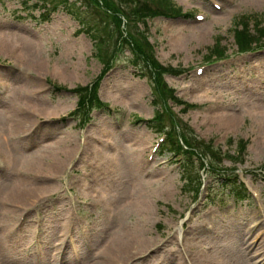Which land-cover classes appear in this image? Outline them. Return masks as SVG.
I'll return each mask as SVG.
<instances>
[{
    "label": "rangeland",
    "instance_id": "rangeland-1",
    "mask_svg": "<svg viewBox=\"0 0 264 264\" xmlns=\"http://www.w3.org/2000/svg\"><path fill=\"white\" fill-rule=\"evenodd\" d=\"M115 1L130 10L127 0ZM172 1L181 14L151 18L146 27L132 22L135 31L147 33L159 61L170 68L162 77L167 87L197 105L184 111L171 101L167 125L187 144H198L207 164L237 174L252 195L238 200L215 181L214 190L199 195L183 190V173L170 162L171 151L153 152L159 130L138 120L166 105L155 102L146 61H137L129 45L117 52L118 60L105 75L95 41L81 32L82 24L67 5L0 0V39L9 42L8 55L0 46V264H49L45 254L36 256L29 248L39 225L45 248L50 244L58 253L70 243L61 263L54 252L53 264L102 262L108 244L121 240L127 248L116 264H151L155 255L160 264H194L199 252L212 254L205 264L214 263L213 254L229 264H238L242 256L264 264V41L240 53L234 36L242 15L264 21V0ZM85 7L84 15L94 18V10ZM102 11L97 16L115 26ZM121 28L126 29L124 23ZM115 31L107 36L109 49L116 43ZM216 43L226 57L209 61L220 56L213 50ZM181 69L185 73L178 75ZM99 78L98 96L109 107L91 110L84 123L83 112L72 116L79 101L72 90ZM239 143L247 147L241 153ZM66 149L70 155L59 166L56 161ZM212 151H219V165L212 162ZM113 152L119 170L105 163ZM34 159L42 162L36 169L28 165ZM208 171L201 170V180L211 179ZM199 235L210 243L192 247ZM220 236L224 243L240 239L242 251L226 244L221 253L210 251ZM248 244L252 253L245 256Z\"/></svg>",
    "mask_w": 264,
    "mask_h": 264
},
{
    "label": "trees",
    "instance_id": "trees-1",
    "mask_svg": "<svg viewBox=\"0 0 264 264\" xmlns=\"http://www.w3.org/2000/svg\"><path fill=\"white\" fill-rule=\"evenodd\" d=\"M46 3L51 4L54 0H44ZM60 0H55V5L53 2V7H58V2ZM65 1V0H64ZM79 6L76 3H68L67 11L73 15L74 18L78 19V21L82 24L83 29L81 32H85L86 34H90L92 39L95 41V48H96V56L101 59L105 65L106 70L112 63L114 53L117 47L121 45L122 41L124 44L129 45L132 50L133 56L137 59V61L145 60L146 66L151 72V79L154 81L156 87V99L155 102H167L169 97L175 98L173 93V89L167 87L168 85L162 79L163 73L169 72L170 68L163 66L155 57L154 50L152 47L151 42L148 39V35L145 31H140L133 28L132 22H136L138 20L142 21L143 25L146 27V19L159 14H180L182 13V8L176 6L172 0H127L132 5L130 10H126L122 7L118 1L115 0H80ZM85 2V4H84ZM45 3V6H46ZM86 6L85 9H93L94 10V18L88 17L84 15L85 10L81 9L83 6ZM90 6V7H89ZM69 7V8H68ZM99 10H103L101 14H105L107 17H110L113 21V25L111 28L107 26L106 21L101 16H97L99 14ZM48 11V10H46ZM91 18V19H89ZM253 20V29L250 26L251 20ZM125 21V22H124ZM263 18H255L254 16L242 15L239 19L235 21V29H234V36L241 51H247L254 49L255 46H258L260 43L264 41V26H262ZM123 23L126 26V29L123 30L121 27ZM116 29L117 39L114 47L109 49L107 46V36H113L112 33ZM145 29V28H144ZM135 32H134V31ZM253 30V31H252ZM104 33V34H103ZM115 35V34H114ZM122 40L119 44V41ZM124 46V45H122ZM214 52L219 54L220 56H224L221 48L218 47V44L214 45ZM174 71L175 69L172 68ZM105 70V71H106ZM104 71V72H105ZM102 78V77H101ZM101 78H99L92 86L86 87H79L77 91L80 93V101H79V109L87 108V105L90 103L98 102L96 99V91ZM94 87V88H93ZM94 89V91L92 90ZM96 99V100H95ZM169 111L165 110L163 112H159L158 110V118L157 122L159 124L156 126L159 130H163V123H165V118L168 117ZM169 118V117H168ZM175 117L171 116L170 120L174 122ZM174 126V124H173ZM170 138L168 147L171 151H178L182 149V146L178 143V138H176V130L175 128H171L169 132ZM190 146V150H186L188 154L187 161L185 162L182 173H183V190L184 191H196L200 188L201 182L198 178L199 171L196 163L190 159L191 153L194 151L199 150L198 144L192 143L187 144ZM210 145V144H209ZM205 145L208 147V150H213L214 148L212 145ZM240 146V153L246 150V144H238ZM220 153L219 151H212L211 159L212 162L216 164H220L219 161ZM229 156V155H228ZM231 157V156H229ZM224 186L234 188L232 189V194L238 200H242L246 196V191L244 187L240 184L235 183H224Z\"/></svg>",
    "mask_w": 264,
    "mask_h": 264
},
{
    "label": "bare ground",
    "instance_id": "bare-ground-1",
    "mask_svg": "<svg viewBox=\"0 0 264 264\" xmlns=\"http://www.w3.org/2000/svg\"><path fill=\"white\" fill-rule=\"evenodd\" d=\"M0 46L3 48V52L5 53V54H9L8 52H9V42H8V40L7 39H5V38H3V39H0ZM31 44H30V42H29V44L27 43V47L28 48H30L31 49ZM20 52H22V51H20ZM69 74V72H67V75ZM71 77V76H70ZM21 109H19V110H17V112L18 113H21V111H20ZM221 114V113H220ZM23 118H25V117H21L20 119H23ZM19 129V128H18ZM111 146V145H110ZM112 147V146H111ZM119 151H116V153H118ZM113 154H115V152H113L112 154H108V159H107V162H105V163H109V165H112L113 167H116V169L117 170H119L120 169V167H118L116 164L118 163V159H117V157L116 156H114ZM69 155H70V150L69 149H66V150H64L60 155H59V158H58V161H56V163H57V165H61V164H63L64 162H65V160L69 157ZM40 163H42L41 162V160L39 159V160H37V159H34L33 161H31V162H29L28 163V165H29V167H32V168H34V169H36L37 167H38V165L40 164ZM128 165H129V167H130V162H126ZM138 163V162H137ZM137 163H135V164H133L132 165V167H136V164ZM126 164V166H127V168H128V165ZM109 165L107 166V168H106V170H107V173H108V175H110V173H111V170H110V167H109ZM93 173H95L94 172V170L92 171ZM96 176H97V172H96V174H94L93 175V178H92V182H94V183H96V181H97V178H96ZM13 197H15V198H17V196H13ZM121 206L122 205H120V206H117L116 208H115V212H116V214H118L119 213V211L122 209L121 208ZM115 214V217H117V215ZM260 223L264 226V219H262L261 221H260ZM256 225H254V227H255ZM239 229H240V226H238V229H236V232H235V230L232 232L231 231V235H236L237 234V231H239ZM223 237L224 236H220V238H219V240L218 241H216L215 243H213V245H209V243H210V240H207L208 238H205V237H203L202 235H199V236H196L195 238H193V240H192V247H195V248H197V246L198 245H201L204 241H207V242H209L208 243V245H209V250L210 251H214V249H216V250H219L220 251V253H221V249H222V246L223 247H225V244H226V246H232L234 249H239L240 251H242V249H241V245H242V242L240 241V239H232L231 238V241H227L226 243H224V239H223ZM243 238H244V236H243ZM252 247V244H248L247 245V249L248 250H246V251H244V255L245 256H247V255H250L252 252H250L249 251V249ZM126 243H124L122 240L121 241H113V242H111V243H109L108 244V246H107V249L105 250L106 251V253L105 254H103V255H105V257H103L102 256V259L103 258H105L102 262L101 261H97V262H93V264H116V262H118V261H121V259H123V257H124V253H125V250H126ZM150 248V247H149ZM148 248V249H149ZM253 248L254 249H256L257 251H258V249H259V245H257V247H256V245L255 246H253ZM108 249H110V254L108 253ZM147 250V249H146ZM197 251V250H196ZM142 253H143V251H141ZM141 252H139V253H141ZM147 253L148 252H152L151 250H147L146 251ZM46 253L47 254H45L46 256L45 257H48L49 258V264H53V260L54 259H52L53 257V254H54V249H53V247L49 244V247H48V249L46 250ZM51 255H50V254ZM139 253H137V254H139ZM144 253H145V250H144ZM196 253V252H195ZM136 255V254H135ZM134 255H132L131 257H133ZM212 256V254L210 255V254H208V253H206V252H203V253H201V252H199L198 253V255L196 256V257H198V259H197V263L195 262L194 264H205V262L207 261V258L206 257H211ZM51 257V258H50ZM131 257H129V258H131ZM213 258H215V261H214V263L213 264H229L228 262H227V260L224 258V256H222V255H220V254H218V256L217 257H215V255L213 254ZM252 259L253 258H251V257H249V258H247L246 260H244V258H243V256H242V258L240 259V261H239V263L238 264H261L260 262H255V261H252ZM158 260H160L159 259V256H154V258H152L151 259V264H160V262L158 261ZM128 261V260H127ZM126 261V262H127ZM122 262V261H121ZM207 264H212V263H210V262H208Z\"/></svg>",
    "mask_w": 264,
    "mask_h": 264
}]
</instances>
